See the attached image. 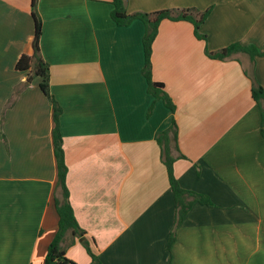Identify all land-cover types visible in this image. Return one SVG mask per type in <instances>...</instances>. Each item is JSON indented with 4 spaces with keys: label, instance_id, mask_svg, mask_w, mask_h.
I'll return each mask as SVG.
<instances>
[{
    "label": "crops",
    "instance_id": "obj_1",
    "mask_svg": "<svg viewBox=\"0 0 264 264\" xmlns=\"http://www.w3.org/2000/svg\"><path fill=\"white\" fill-rule=\"evenodd\" d=\"M128 12L210 13L198 39L186 20L163 19L152 43V79L142 75L144 24L118 26L108 0H37L48 90L60 105L69 201L102 264H264V124L251 95L264 91V54L219 60L232 43L264 51V0H125ZM31 0H0V264H44L57 228L52 107L39 78L15 69L32 54ZM174 118L182 188L206 195L166 243L174 201L157 132ZM177 154V152H175ZM75 264H97L78 239Z\"/></svg>",
    "mask_w": 264,
    "mask_h": 264
},
{
    "label": "trees",
    "instance_id": "obj_2",
    "mask_svg": "<svg viewBox=\"0 0 264 264\" xmlns=\"http://www.w3.org/2000/svg\"><path fill=\"white\" fill-rule=\"evenodd\" d=\"M108 1L112 5L110 17L116 25L127 26L135 19L142 21L144 24V33L142 37L144 63L141 72L146 80L147 91L154 98L152 104L147 110V116L151 114L153 104L156 100H161L166 107L174 112V103L168 93L164 90V84L152 79V43L157 34L159 23L163 19L189 21L193 25L194 35L198 39L206 40V35L201 33L199 29L210 13V8L203 11H196L195 9H161L153 12H128L125 0ZM36 5L37 0H31V15L34 25L32 54L21 55L17 59L15 69L28 72L25 81L27 84L30 83L33 77L39 78V87L49 99L52 107V145L56 167V184L52 200L58 216V221L54 236L47 247L44 264H75L74 261L66 257L65 252L66 247L72 245L76 239L80 241L93 261L97 264H102L97 255L92 251L90 242L85 236V230H83L77 223L69 201V191L66 185L67 166L64 161V150L62 147L59 121L62 109L48 90V63L43 60L40 53L39 41L42 33V22L36 10ZM237 51L247 53L251 59H253L255 55L264 54V51L258 50L253 45H242L240 43H232L217 51H209L207 47L205 48V53L208 57L219 60L230 57ZM250 77L252 79L251 95L260 109L261 124L263 125L264 91L262 86L255 80L253 74H251ZM262 133L264 134L263 129ZM155 139L160 147V158L166 169L167 179L174 201V222L166 243V249L170 251L176 238V230L184 220L192 205L194 203L212 205V202L206 195L182 188L174 175L173 163L176 158L183 157L177 144V125L174 118H172L171 124L166 129L157 132ZM175 152H177V154H175Z\"/></svg>",
    "mask_w": 264,
    "mask_h": 264
}]
</instances>
